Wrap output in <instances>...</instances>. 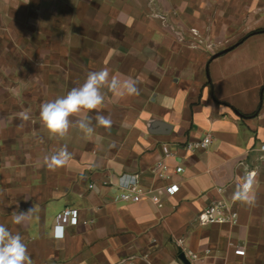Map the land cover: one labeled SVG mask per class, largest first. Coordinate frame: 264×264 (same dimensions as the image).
I'll use <instances>...</instances> for the list:
<instances>
[{"label":"crops","instance_id":"crops-1","mask_svg":"<svg viewBox=\"0 0 264 264\" xmlns=\"http://www.w3.org/2000/svg\"><path fill=\"white\" fill-rule=\"evenodd\" d=\"M193 28L213 47L182 42ZM0 32V50L33 69L28 79L42 49L57 97L101 68L139 82L138 96L104 90L110 129L96 124L97 111L81 113L66 137H45L41 163L0 170V224L20 233L33 264H183L186 252L199 257L191 264H264V0H0ZM84 115L91 135L76 125ZM207 134V149H187ZM63 145L72 159L49 170L44 157ZM163 159L169 180L152 173ZM245 166L257 169L252 206L232 199ZM136 175L141 202H115L121 178ZM172 183L180 190L169 196ZM218 199L233 204L237 224L199 225ZM33 206L30 220L12 222ZM66 208L80 223L59 239L55 218Z\"/></svg>","mask_w":264,"mask_h":264},{"label":"clouds","instance_id":"clouds-1","mask_svg":"<svg viewBox=\"0 0 264 264\" xmlns=\"http://www.w3.org/2000/svg\"><path fill=\"white\" fill-rule=\"evenodd\" d=\"M138 81L132 77L123 79L112 75L108 68H101L98 71L87 73L83 83L71 88L66 95L57 97L54 100L43 103L40 106L39 117L42 125L53 137L64 138L73 127L72 117L81 113L97 111L95 116L96 124L110 129L112 119L110 116L100 114L105 101L107 90L119 97L138 96L140 94ZM27 120V114H22ZM78 128L86 135L94 133L92 118L84 115L76 121ZM72 159V153L66 145L61 146L54 154L44 157V163L49 170L55 171L61 168ZM257 172L246 171L240 182L236 185L232 199L234 202L252 206L256 202L254 185L256 184ZM135 177L125 176L120 184L127 186L135 181ZM35 207L26 211H14L12 222L15 225H23L30 220L35 213ZM0 264H33L28 252L27 244L23 241L19 232L13 233L4 224H0Z\"/></svg>","mask_w":264,"mask_h":264},{"label":"rangeland","instance_id":"rangeland-1","mask_svg":"<svg viewBox=\"0 0 264 264\" xmlns=\"http://www.w3.org/2000/svg\"><path fill=\"white\" fill-rule=\"evenodd\" d=\"M42 34L36 33L38 46L44 44L39 43ZM38 52L41 55L35 64L36 78L31 80L27 71L33 69L22 63L23 59L15 50H0V94L4 91L0 96V121L3 122L0 124V170L38 165L43 159L47 146L45 137L49 132L40 121V106L57 96L49 89L50 81L44 77L47 62L44 52L41 48L36 49ZM22 114H27L28 119H23Z\"/></svg>","mask_w":264,"mask_h":264},{"label":"built area","instance_id":"built-area-1","mask_svg":"<svg viewBox=\"0 0 264 264\" xmlns=\"http://www.w3.org/2000/svg\"><path fill=\"white\" fill-rule=\"evenodd\" d=\"M161 19H165L164 16H158ZM182 42H187L193 48H198L201 46H205L206 48L213 47L212 43H206L199 33V31L195 28L191 29L189 38H186L184 35L179 37ZM212 142V137L210 134H207L204 138L200 140L190 141L187 144L188 150H205L209 147ZM165 159L173 157V154L170 150L165 149ZM260 151L263 153L260 161L264 162V144L260 146ZM160 160L154 166L152 173L158 177L159 179L169 180L170 175L168 174L169 166L166 163V160ZM244 174L246 171L257 172V169L254 167L245 166L243 168ZM184 169L182 167H177L176 172L181 173ZM136 179L132 184L127 186H122L120 183L118 185L119 193L115 192V196L113 200L115 202H126V203H138L141 202L143 197V192L141 190L139 176H134ZM257 177V176H256ZM123 178V177H122ZM121 178V179H122ZM104 186H109L110 188L115 185L111 181H104ZM94 184L90 185L89 188L93 189ZM180 187L178 184H170L166 187V193L169 196H173L178 193ZM219 194L223 193V188L217 189ZM152 200L157 206L162 207V203L159 202V198L156 196L152 197ZM197 221L199 225H224V224H232L236 225L238 222L237 213L233 209V204L224 201L223 199H218L214 201L211 205L206 207L203 211H201L197 216ZM80 223V213L79 210L74 208H66L62 212H60L55 218L54 224V233L55 237L62 239L65 236V228L66 226H76ZM86 223V222H85ZM235 254L240 257L246 256V249L244 246H237L235 250ZM185 257L192 263L199 259L197 254L192 252H186Z\"/></svg>","mask_w":264,"mask_h":264},{"label":"water","instance_id":"water-1","mask_svg":"<svg viewBox=\"0 0 264 264\" xmlns=\"http://www.w3.org/2000/svg\"><path fill=\"white\" fill-rule=\"evenodd\" d=\"M225 51H222L221 53H218L217 55H215L216 57L221 55L222 53H224ZM180 259L182 261L183 264H191L190 261L185 257V254H181L180 255Z\"/></svg>","mask_w":264,"mask_h":264}]
</instances>
